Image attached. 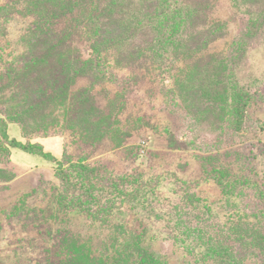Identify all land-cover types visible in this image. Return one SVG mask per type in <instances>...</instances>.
Instances as JSON below:
<instances>
[{
	"label": "rangeland",
	"instance_id": "obj_1",
	"mask_svg": "<svg viewBox=\"0 0 264 264\" xmlns=\"http://www.w3.org/2000/svg\"><path fill=\"white\" fill-rule=\"evenodd\" d=\"M1 120L0 264H264V0H0Z\"/></svg>",
	"mask_w": 264,
	"mask_h": 264
},
{
	"label": "crops",
	"instance_id": "obj_2",
	"mask_svg": "<svg viewBox=\"0 0 264 264\" xmlns=\"http://www.w3.org/2000/svg\"><path fill=\"white\" fill-rule=\"evenodd\" d=\"M8 134L10 135L11 138H16L20 141H25V139L22 136L21 127L17 126L15 123H9ZM33 141H38L42 143L46 152L52 153V155L58 159L61 158L62 151L59 152L57 151V149L51 146L54 145L56 142L55 140H52V138L47 137L40 140L33 139ZM12 160L20 162L22 164H30L34 162L35 166H47L49 164L50 165L54 164L52 160L44 158L41 155L29 153L27 151L15 147L11 148V161Z\"/></svg>",
	"mask_w": 264,
	"mask_h": 264
},
{
	"label": "trees",
	"instance_id": "obj_3",
	"mask_svg": "<svg viewBox=\"0 0 264 264\" xmlns=\"http://www.w3.org/2000/svg\"><path fill=\"white\" fill-rule=\"evenodd\" d=\"M237 115L239 116V121L241 122V119L244 115V111L240 110ZM4 123L5 131L0 129V140L4 142L5 147L7 148V157L9 162H11V148H19L24 151H27L29 153L33 154H38L41 155L44 158L52 160L54 165H58L60 162L64 161V155L62 156L63 158H56L52 155L50 152H46L44 149V146L42 143L38 141H33L31 138L25 139V141H20L16 138H11L10 135L8 134V125L9 123H12L11 121L13 120H1ZM16 122V121H13ZM17 123V122H16ZM1 125V124H0ZM22 130V127H21ZM46 137V136H45ZM43 137V138H45Z\"/></svg>",
	"mask_w": 264,
	"mask_h": 264
}]
</instances>
